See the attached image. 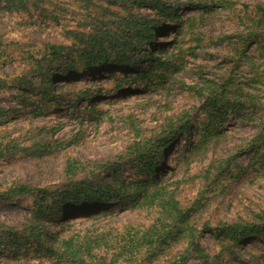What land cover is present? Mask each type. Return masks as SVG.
<instances>
[{
  "label": "rangeland",
  "instance_id": "rangeland-1",
  "mask_svg": "<svg viewBox=\"0 0 264 264\" xmlns=\"http://www.w3.org/2000/svg\"><path fill=\"white\" fill-rule=\"evenodd\" d=\"M160 1L174 8L177 15L165 18L155 11V5L131 7L162 25L153 35L157 42L154 51L172 42L177 27L189 22L188 17L195 24L176 37L168 52L158 53L171 62L153 65L139 51L141 71L132 69V73L148 70L147 75L122 80L120 89L114 74L122 73L121 68L81 67L72 78L75 83L55 93L58 100L64 98L60 102L42 100L37 93L19 88L16 78L21 75L39 82L25 50L39 55L47 42L76 44L77 48L79 40L69 37V30L93 32L98 19L115 21L112 11L123 12L121 1L92 0L88 5L86 0H22L26 5L13 8L0 0V47L9 54V58L0 56V78L5 83L0 105L10 109L0 121V222L21 225L35 207L36 193L8 199L10 186L26 183L52 193L78 178H93L92 163L76 176L65 171L68 157L74 156L115 162L116 173L109 167L101 175L104 181L117 174L126 181L144 182L153 174L155 182L142 187L150 191L160 188L154 201L122 200L88 208L77 214L81 219L74 217L70 226L46 222L58 238L77 240L83 254L106 256L110 262L128 225L147 226L161 215L164 190L174 192L180 208L197 228L198 240L212 257L220 250L214 232L222 222L259 223L254 213L264 210V158L251 146L264 134V0ZM221 36L229 38L210 42V38ZM242 36L245 41L240 40ZM179 42L182 49L177 54ZM52 67L46 65L44 70L52 71ZM212 83L225 87L231 98L239 94L242 103L235 109L226 107L217 122L220 132L193 150L207 119L204 103ZM34 87L41 88L39 84ZM85 89L91 90V98L76 100L75 93L82 95ZM183 126L187 128L180 129ZM177 129L180 131L163 158V148L158 149L156 173L129 159L134 158L129 155L133 143L157 144ZM7 240L0 237V264H68L60 254L46 252L36 243L11 246ZM185 246L186 240L177 234L156 261L142 264H167ZM231 251L234 254H223L221 264H264V232L239 242ZM190 263L200 264V260Z\"/></svg>",
  "mask_w": 264,
  "mask_h": 264
},
{
  "label": "trees",
  "instance_id": "trees-1",
  "mask_svg": "<svg viewBox=\"0 0 264 264\" xmlns=\"http://www.w3.org/2000/svg\"><path fill=\"white\" fill-rule=\"evenodd\" d=\"M13 8L20 5H26L22 0H6ZM89 1L88 5L92 0ZM116 0H109L114 4ZM123 12L112 11L115 21L98 19L99 22L93 32H83L80 30H69V37L79 40V45H65L60 43L47 42L43 45V49L39 55L25 50L27 58L31 59V63L35 65V72L39 82H34V77L21 75L17 77L20 89L27 93L40 96V99L47 101H64L61 97L58 100L55 93L59 88H64L74 84L73 76L80 73L81 67L92 68L96 65H111L122 69V73L114 74L116 80V88H122V80L126 78L135 79L141 74L147 75L148 70L142 73H132L133 70H139L138 62L141 59L140 52L153 62V65L162 66L171 62V59L162 60L158 53L165 54L169 51L168 47H173L177 41V36L184 34V29L190 30L195 24L190 23L192 17H188L186 24L177 27L175 38L172 42H167L162 47L154 51L156 40L154 34L160 30L162 25L152 17L144 16L132 10V6H154L155 11L161 13L165 18L171 19L176 16V10L171 6L162 3L160 0H120ZM251 34V33H249ZM247 36V35H246ZM242 36L240 40H244ZM229 38V36H221L217 39L210 38L211 43ZM245 41V40H244ZM75 49V52L69 50ZM177 54L182 49V44L176 46ZM140 51V52H139ZM173 55L176 52L172 53ZM9 54L0 47V56ZM4 59V58H3ZM53 65L52 71L44 70V67ZM144 75V76H145ZM41 78V79H40ZM120 81V82H119ZM4 79L0 78V94L4 87ZM41 88H36L34 86ZM225 83L223 84V86ZM208 94L205 100V110L207 119L203 122L200 132V139L194 145L193 150L198 145L205 143L212 135H217L219 126L217 122L223 114L226 107L236 108L237 103H242L239 94H234V98L227 96L228 90L224 87L220 89L214 83L208 87ZM91 90L85 89L82 95L75 93V99L91 98ZM10 109L0 105V121L8 116ZM183 126L180 129H186ZM180 130H174L168 137L159 139L158 143L152 141L133 143L129 149V158L134 163L140 164L144 169H149L152 173L157 172L154 160L162 147L161 156H164V150L170 142L176 137ZM264 134L259 135L252 142L251 149L255 154L264 158ZM175 158V155H174ZM87 163L94 165L92 174L93 178H84L74 181L69 187H61L55 192L50 193L48 190L31 186L26 183H19L10 186L6 190V197L12 199L16 195H27L36 193L35 207L33 214L27 221L18 226H12L5 222H0V237L7 238L11 246H22L36 243L44 251L59 255L64 262L68 264H142L144 261L153 263L156 261L159 253L168 246L171 239L177 234L186 240L185 248L171 256L170 262L167 264H191L190 261L198 258L200 264H221L222 256L226 251L228 254H234L232 248L241 241H248L250 237H258L264 232V210L254 213V218L259 223L251 222H222L217 227L215 234L220 250L213 257L204 249L198 240L199 232L197 228L190 222V216L187 212L180 208L178 200L171 190H164L166 199H163L161 215L147 226L128 225L121 239L119 240L115 251L110 259L108 257H94L93 255L83 254L82 246L73 237L58 238L53 231L48 229V224H54L57 221L64 222L66 226H70L75 222L74 217L82 211L92 207H102L111 203H117L122 200H129L131 203L144 200L154 201L158 197V191L147 190L142 186L155 182V177L145 178L144 182L136 180H123L116 173V164L112 160H81L77 157L70 156L67 159L66 172L71 176L78 175L79 172L86 171ZM177 164V163H176ZM228 164V163H227ZM109 167L114 169L115 177L110 181L102 180L101 175L108 171ZM95 170H98L95 172ZM102 173V174H101ZM97 175V176H95ZM98 177V179H96ZM161 192V195L164 196ZM64 219V220H63ZM65 219L67 221H65ZM77 219L76 221L80 220ZM158 259V258H157ZM159 264V263H157Z\"/></svg>",
  "mask_w": 264,
  "mask_h": 264
},
{
  "label": "bare ground",
  "instance_id": "bare-ground-1",
  "mask_svg": "<svg viewBox=\"0 0 264 264\" xmlns=\"http://www.w3.org/2000/svg\"><path fill=\"white\" fill-rule=\"evenodd\" d=\"M82 217V216H81ZM79 218V217H78ZM72 221H73V219H72Z\"/></svg>",
  "mask_w": 264,
  "mask_h": 264
}]
</instances>
